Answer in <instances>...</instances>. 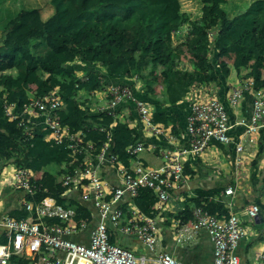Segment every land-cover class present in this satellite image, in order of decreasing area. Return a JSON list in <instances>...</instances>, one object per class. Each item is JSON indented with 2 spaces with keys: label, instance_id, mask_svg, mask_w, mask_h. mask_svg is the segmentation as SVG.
I'll list each match as a JSON object with an SVG mask.
<instances>
[{
  "label": "trees",
  "instance_id": "16d2710c",
  "mask_svg": "<svg viewBox=\"0 0 264 264\" xmlns=\"http://www.w3.org/2000/svg\"><path fill=\"white\" fill-rule=\"evenodd\" d=\"M182 1L47 0L52 9L44 15L39 0H0V165L13 163L32 172L40 171L39 177H30L34 183L31 192L2 188L1 196L7 207L4 213L17 219L34 217L33 209L16 204L15 197L22 194L33 207L49 196L57 204L74 210L73 221L77 225L85 219V229H90L97 221L94 206L78 197L79 188L64 193L66 186L61 185V177L72 167L65 143L46 139L48 129L33 128L32 136L24 135L17 120L7 117L4 102L20 104L29 96L43 95L58 86L63 101L58 110L61 121L68 124L72 132L99 147L107 136V128L100 130L99 126L113 120L108 115L99 118L102 113H88L80 103L96 105L98 100L90 90L100 89L104 84L127 82L126 77L136 76L143 85L140 97L154 106L152 120L170 124L175 134L180 130L177 116L159 107L177 103L190 85L222 81L231 75V68L236 75L242 74L244 69L243 74L252 76L255 86L264 84V0H198L199 11L194 17L182 9ZM183 22L188 23L187 34L176 42L174 35L182 31ZM11 30H25V39L6 44L4 39ZM124 30L131 31L132 38L127 46L121 47L116 40L119 31ZM209 51L213 55L224 52L232 57L231 65L217 70ZM183 54L191 62L190 68L178 66ZM75 59L86 65L71 63ZM65 63H69L68 66ZM96 63L106 70L99 71ZM74 68H85L87 77L81 80ZM110 130L112 152L127 165L131 156L125 148L140 137L141 132L137 126L131 127L119 118ZM260 157L259 150L250 163L249 178L253 186L259 181ZM79 159H83V155H79ZM189 171L186 165L185 172ZM261 179L260 187L264 176ZM223 189L221 184L195 188L194 195L184 200L181 209L163 210L164 220L159 226L163 227V235H170L166 228L169 218L175 217L181 222L192 219V204L197 199L217 217H227L228 208L217 198ZM130 200L142 213L156 214L153 208L156 195L151 189L143 188L131 199L121 198L118 203L123 213L120 223L130 216L127 205ZM254 201L264 210V202L258 198ZM42 218L52 224L64 223L56 216ZM108 236L113 242V228H108ZM5 238L4 230H0V242ZM11 260L16 257L12 256Z\"/></svg>",
  "mask_w": 264,
  "mask_h": 264
},
{
  "label": "built area",
  "instance_id": "2783aa9c",
  "mask_svg": "<svg viewBox=\"0 0 264 264\" xmlns=\"http://www.w3.org/2000/svg\"><path fill=\"white\" fill-rule=\"evenodd\" d=\"M71 63L86 65L79 59ZM95 66L104 71L98 63ZM74 72L81 80L87 77L85 68H74ZM233 75L222 81L189 86L178 100L186 112L184 126L177 134L172 132L170 124L152 120L154 106L140 97L143 85L136 76L126 77L127 82L108 83L90 90L98 103L92 107L82 103L80 106L86 107L88 113H102L99 118L108 115L113 120L99 126L100 130L107 128L106 139L99 147L61 121L58 110L63 101L58 86L43 95L29 96L20 104L4 102L7 117L17 120L24 135L32 136L33 128L48 129L46 139L65 143L72 167L62 175L60 183L66 190L79 188L81 200L94 206L97 221L88 231L87 243L76 241L69 235L84 230L86 220L77 225L72 208L57 204L49 196L33 207L25 200L23 204L33 209L34 217L17 219L4 214L0 218L6 237L0 242V264H185L172 253L155 249V215L142 213L130 200L127 203L130 216L120 223L123 213L118 203L123 196L131 199L139 190L149 188L156 195L153 208L160 213L172 203L173 192L188 182L197 159L218 167L227 164L237 168L243 167L246 160L251 162L260 150L259 163H264V84L255 86L254 78L243 73ZM129 115L135 120L130 122L133 118L129 120ZM117 118L131 127L137 126L141 132L125 148L131 156L127 165L112 152L110 128ZM150 135L159 141L163 138L162 143L143 138ZM145 151L154 155L155 162L143 156ZM186 165L189 172H185ZM106 166L112 169L111 178L106 175ZM8 168L11 169L8 175L0 173L1 182L31 192L33 172L13 163H8ZM234 189L227 185L221 194H233ZM259 212L258 203L250 202L229 209L227 217L219 218L197 204L191 210L192 219L177 220L175 240L186 244L203 228L212 243V264H240L235 248L246 233L247 222L253 221ZM43 216H56L64 223H48ZM108 228L132 234L144 247L133 250L110 242ZM12 256L16 260L12 261ZM255 264H264V251Z\"/></svg>",
  "mask_w": 264,
  "mask_h": 264
},
{
  "label": "crops",
  "instance_id": "0c3cea01",
  "mask_svg": "<svg viewBox=\"0 0 264 264\" xmlns=\"http://www.w3.org/2000/svg\"><path fill=\"white\" fill-rule=\"evenodd\" d=\"M51 9L52 8L49 5V12L51 11ZM7 38L8 36L6 35L4 42L6 44H9L7 42ZM81 103L85 105L83 102ZM175 104L179 105V107L183 109V113L186 112L184 111L185 109L183 108V104L181 102L180 103L177 102ZM166 105L167 104L159 108L163 110V107ZM168 113H172V112H168ZM131 117L132 116L129 115V120L132 119ZM133 120H135V117L132 120H130V122H132ZM162 139L160 141H162ZM146 153L151 155L152 159H150V161L155 162L154 155L148 151ZM143 156L145 158H148L144 154ZM250 163L251 162L246 160L245 165L243 167H237V168H235L234 165H227V164L221 165L219 167L220 173H217L215 172V168L210 166L209 162H207L204 159H197L196 165L193 168L190 179L186 184L180 186V189H177L175 190V192H173L174 199H172L173 200L172 203H170L168 208L165 210L168 212H176L179 209H181V207H183L184 200L194 195L195 188H204V187L220 185V184L223 185L224 187L227 185H232L235 188L233 194H229V195L221 194L219 196L220 200L224 202L228 210L239 208L244 204H248L250 202H255L254 201L255 198H258L260 202H264V184L262 185V187L259 186L262 184L261 178L264 176V163L263 162L258 163L257 176L259 178V181L256 186H253L250 182V178H249L250 170H251ZM3 168H8V163H6V165H4ZM106 169H107L106 175L111 178L112 169L109 166H106ZM230 174L232 176L231 178L228 177L230 176ZM33 175L35 178L39 177L40 171L33 172ZM249 185H252L254 188L247 190L246 188L249 187ZM3 187H9V186H5V185L2 187L0 186V218L2 215L7 214L4 213V211H6L5 209L7 208L6 201L3 198V196H1ZM71 189L76 190L75 188H71ZM69 190L70 189L66 190L65 192L66 193L70 192ZM7 193H10L9 190L7 191ZM79 193H78V197L80 198ZM24 201L25 199L22 194L17 195L14 200L16 204H20V203L23 204ZM197 204H202L201 200L199 199L195 200L194 204H192V208ZM161 212L159 213L156 211L155 214V217L157 219L156 221L157 240H156L155 249L160 251L165 250L172 253L174 256H176L185 264H212L213 261L212 243L206 230L200 228L196 232L194 238L191 239V241H189L186 244L179 243L175 240V234H174L178 226V221H177L178 218L175 217L169 218V223L166 228H169L168 231L170 235L169 237L164 236L162 233L163 227H159L161 226L160 225L161 222H163L164 220V216L162 215ZM0 230H3V226L1 223H0ZM88 231L89 228H86L84 230L71 233L69 237L76 241L87 243ZM113 242L122 245L124 247L131 248L133 250L144 247L143 243L139 239L134 237L132 234H124L119 232L117 229H114ZM235 251L239 255L240 264H255L260 260V254L264 251V210H260L258 216L253 221L247 222L246 233L239 240L235 248Z\"/></svg>",
  "mask_w": 264,
  "mask_h": 264
},
{
  "label": "rangeland",
  "instance_id": "374dc122",
  "mask_svg": "<svg viewBox=\"0 0 264 264\" xmlns=\"http://www.w3.org/2000/svg\"><path fill=\"white\" fill-rule=\"evenodd\" d=\"M39 1H40V9L43 11L42 13L44 15H48L50 12H49V4H48L47 0H39ZM182 9L185 12L190 13L191 17H194L198 14L199 2H198V0H183L182 1ZM187 26H188L187 22L182 23V31H180L176 35H174V38H173L174 41H176V42L179 40L181 41L185 38V36L187 34ZM11 31H9L7 33V36H8L7 42L9 44L20 42V41L25 39V34H26L25 30L24 31L17 30V31H12V32ZM131 38H132V33L129 32V30H124L123 32L119 31V33L117 35L116 43L119 46L124 47V46H127L129 44ZM208 53L213 58L212 60L215 63V67L217 68V70H220L224 65H231V63H232V57H228L224 52H221L220 54H216V55L215 54L213 55L210 51ZM68 64L65 63L66 66H68ZM178 66L184 67V68H186V67L190 68L191 67V62L188 60L186 54H183L180 57V62H179ZM100 68L104 69V71L106 70L105 69L106 67H100ZM230 71H231V75H233L234 69L231 68ZM243 71H244V69L241 70L242 73H243ZM233 77H234V75H233ZM154 87L157 89V88H159V85L156 83V84H154ZM163 110H165L166 112H173L177 116L178 123L180 124V128H183L184 122H185V118H184L185 113H183V109H181L179 107V105L167 104L166 106L163 107ZM144 139L146 141L158 142V140L152 135L145 136ZM142 154H144L146 157H148L149 160L152 159L151 155H149L148 153L143 152ZM1 161H2V155L0 154V163H1ZM4 165H6V162H4V164L2 166L0 165V172H2L3 175H8L10 173L11 169L10 168H3ZM210 166L215 168V172L220 173L219 167L217 165H215L213 163V164H210ZM228 177L231 178L232 177L231 174ZM1 180L2 179L0 177V186L1 187L4 185L7 186L6 184L2 183ZM11 187L13 188V186H11ZM251 188H254V187L252 185H249V187H247L246 189L248 190Z\"/></svg>",
  "mask_w": 264,
  "mask_h": 264
}]
</instances>
